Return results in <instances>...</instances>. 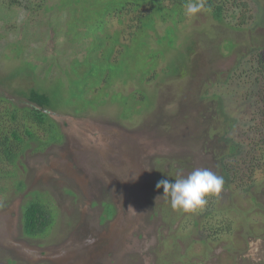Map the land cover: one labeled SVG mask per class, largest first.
Wrapping results in <instances>:
<instances>
[{"label":"rangeland","instance_id":"rangeland-1","mask_svg":"<svg viewBox=\"0 0 264 264\" xmlns=\"http://www.w3.org/2000/svg\"><path fill=\"white\" fill-rule=\"evenodd\" d=\"M241 9L252 18L240 29L233 27L238 21L228 25L205 8L180 23L159 20L144 43L130 45L116 64L102 63L87 83L80 82L87 65L76 72L67 56H59V70L50 67L40 77L44 62L31 61L24 48L15 56L9 41L0 39V80L11 72L10 86L5 78L0 83V97L22 106L27 102L20 90L50 83L46 89L58 107L51 114L64 133L43 150L27 148L17 175L0 181V264H264L263 173L229 182L208 198V211L229 207L220 216L238 226L214 241L200 224L203 211L174 210L156 187L160 177L175 182L197 168L220 176L227 169L219 157L229 133L261 122L250 95L257 90L252 52L264 48V0H248ZM24 18L21 13L18 21ZM172 25L177 37L160 42ZM51 26L56 30V23ZM42 29L52 32L38 26L31 33ZM49 37L51 51L57 35ZM24 69L31 75L21 76ZM137 90L142 109L134 111L129 100ZM19 179L26 183L23 192ZM35 197L48 202L55 222L46 234L28 236L23 206ZM90 236L95 243L89 245Z\"/></svg>","mask_w":264,"mask_h":264},{"label":"trees","instance_id":"trees-1","mask_svg":"<svg viewBox=\"0 0 264 264\" xmlns=\"http://www.w3.org/2000/svg\"><path fill=\"white\" fill-rule=\"evenodd\" d=\"M186 2L187 0H0V39L6 38L9 41L7 44L11 50L16 52L15 56H20L24 49H28L31 61L38 59L44 62L42 71L39 73L40 77L48 76L49 74H46L50 67L59 70L57 66L60 62L54 60L59 56H67L64 61L76 72L83 65H87L89 72L84 79L80 80L81 83H87L89 77L103 67L102 63H115L121 53L128 54L130 45L138 43L139 40L144 43L141 39L148 34L150 29L156 28L159 20L166 22L172 18L175 24L184 21ZM247 5L248 0H205V9L208 11L211 9L210 12L215 19L228 25L238 21L233 24V27L237 29L243 28L244 24L249 23L252 18L245 15L241 9ZM21 13L25 18L18 21ZM260 20L261 16L255 19L257 23ZM51 22L57 24L56 30L51 26ZM38 26L49 27L52 31L50 34L57 35L55 48L51 51L47 47L50 43V34L44 33V29L36 32V35L31 33V29ZM175 28V25L168 27L167 31L158 37L159 41L172 43L174 35L175 38L178 35L175 34L177 33ZM254 55L258 57V67L252 68L256 76L253 85L257 87V90H252L253 94L251 93L250 99L257 105L261 122L252 123L246 130L242 126L239 129L234 128L229 133L227 148L219 157L227 168L220 175L224 179L223 186L234 181L236 183H245L246 180L253 181L259 173L264 174V82H261L264 80V48L262 45L257 51L252 52V56ZM47 57L50 58L47 59L50 63L46 60ZM85 61L91 62L88 65ZM252 61L253 58L249 62L252 63ZM26 72L27 69H24L20 73L21 76L31 75ZM9 74L2 76L0 83L5 78L7 81L3 83L10 86ZM105 74L110 73L105 71ZM16 76L17 74L14 78ZM100 85L101 83L97 84L98 87ZM49 86L50 83L47 87ZM47 87L40 85L20 90L19 94L27 102L22 106L5 96L0 97L3 101L0 106L1 182L7 181L10 174L12 177L17 175L18 171L15 166L20 163L27 148L34 147L35 144L36 150H43L64 138L60 125L51 114L52 111L55 112L58 109L54 103L57 98L49 88L46 89ZM132 93L129 103L134 105V111L141 110L142 95L138 99V94H141L140 90ZM138 105L141 106L137 108ZM240 130L242 131L239 132ZM239 133L244 135V138L240 139ZM161 179L174 182L173 178L165 177L158 178L157 182ZM239 186L245 187L243 184ZM25 187V181L19 179L17 190L23 192ZM0 190L5 189L0 185ZM210 203L211 201L208 200L207 204L198 211L204 212L200 222L203 225L202 229L206 230L208 238L214 241L238 226H236L235 219L228 221L220 216L224 214L225 208L230 209L229 207H224V210L219 212L211 209L208 211ZM110 205L112 207L106 210V217L109 218L114 212V205L112 203ZM54 222L55 214L49 208L48 202L35 197L24 204L22 224L26 235L46 234Z\"/></svg>","mask_w":264,"mask_h":264},{"label":"clouds","instance_id":"clouds-1","mask_svg":"<svg viewBox=\"0 0 264 264\" xmlns=\"http://www.w3.org/2000/svg\"><path fill=\"white\" fill-rule=\"evenodd\" d=\"M184 8V14L187 17H193L205 8V0H187ZM223 185L222 176L207 168H197L186 177L175 179L174 183L168 179H161L156 187L157 189L163 188L164 196L170 197L174 210L193 213L206 205L209 197L219 195ZM85 243L94 244L95 238L90 236Z\"/></svg>","mask_w":264,"mask_h":264}]
</instances>
